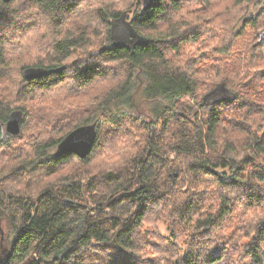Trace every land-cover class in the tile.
<instances>
[{"label":"trees","instance_id":"1","mask_svg":"<svg viewBox=\"0 0 264 264\" xmlns=\"http://www.w3.org/2000/svg\"><path fill=\"white\" fill-rule=\"evenodd\" d=\"M253 1L0 0L3 264H264V0L234 33ZM132 9L134 52L111 32ZM17 16L35 26L11 43ZM230 82L234 99L205 105ZM135 89L153 117L112 114ZM16 111L22 133L5 139ZM94 122L86 158L56 154Z\"/></svg>","mask_w":264,"mask_h":264},{"label":"rangeland","instance_id":"2","mask_svg":"<svg viewBox=\"0 0 264 264\" xmlns=\"http://www.w3.org/2000/svg\"><path fill=\"white\" fill-rule=\"evenodd\" d=\"M236 2V0H227V2L225 3V5L220 6V9H223L224 6H228L233 5ZM22 2L21 5L19 7H22ZM26 5H30V4H26ZM24 6L25 8L27 6ZM263 5H261L259 0H254L253 2H251L249 4V8L246 12H239V13H235L237 14V25L235 26V30L234 33H237L238 31H240V28L244 26V23L249 20V18L251 17V15H255L256 13L259 14V12L262 10ZM27 9L32 10V7L30 5V7H28ZM125 14H127V17L125 18L126 22L131 23L132 19L134 18V9L125 12ZM19 17V20L22 22V27L19 30L13 31V30H9L11 32H13L10 36H6L8 37V39H10L9 42H14L15 39H18V36L20 35H25L26 33L28 34L27 31H30V29H33V24H31V21H25L23 20V18L21 16H17ZM35 19V17H34ZM41 21L44 23V25H46L51 31L55 30V25L53 24H49L48 20L44 19V18H40ZM18 21H16V25L20 26L21 23ZM119 20V19H118ZM118 20H115L113 23L117 22ZM225 20V19H224ZM224 20L219 22V19L215 22L217 25H223ZM112 23V24H113ZM121 24H118L116 26L117 29H114V36L120 38L122 37V35H120L119 30L123 33L125 31V23L124 22H119ZM28 26V28H27ZM26 27V28H25ZM111 29H112V25H111ZM8 30H6L8 32ZM112 32V31H111ZM260 42L264 41V31L260 32ZM29 36V34H28ZM123 39H126V36L124 35L122 37ZM52 36L51 34H48L47 37H43L42 41H41V45H47L51 42ZM237 83V82H236ZM238 85V84H237ZM237 91H240V89L235 85V83H227L225 85V87H220L217 90H215L214 92H212V94H210L209 96L206 97V102L205 105L209 104V105H213L215 102H218L220 100H230V99H234L235 97V93H237ZM129 97H131V99L133 98L134 100V104L132 106L127 105L128 100H125L124 102H120L118 104H115L113 106H111V113L114 115H119V114H123V113H131V114H135V115H139V112H144L143 114H148L151 117H153L152 114V109L149 108L146 103H144L143 101L145 100V96L143 95V90L142 89H138V90H132L131 94L129 95ZM187 102H189L191 105L194 106L195 110H200L199 106L197 105V103L195 102V100L191 99V98H187L186 99ZM186 113L188 114H192L193 113V109L186 107L184 110ZM181 109H176L175 108V113H180ZM147 121L150 120V118H146ZM83 126V125H82ZM155 125H152L151 128L154 129ZM9 140V139H8ZM158 229L159 231H161L162 234L164 235H169V228L165 223H159L158 225Z\"/></svg>","mask_w":264,"mask_h":264},{"label":"water","instance_id":"3","mask_svg":"<svg viewBox=\"0 0 264 264\" xmlns=\"http://www.w3.org/2000/svg\"><path fill=\"white\" fill-rule=\"evenodd\" d=\"M9 2L11 0H5ZM155 0H142L143 11L147 12L153 6ZM127 14H123L117 22H124L127 28V38L129 42L123 44L114 36V29L112 28V36L116 46L125 47L134 52L137 45L146 44L147 39L140 36L133 28L132 24L125 21ZM76 64V62H74ZM65 67L57 68H42L31 67L24 71V78L26 80L45 78L49 75L61 73ZM25 115L21 111L13 112L5 124V135L19 137L22 133L23 122ZM98 136V122L83 125L69 133L58 146L56 150L57 155L76 154L81 158H86L92 151V148ZM4 258H0V264H3Z\"/></svg>","mask_w":264,"mask_h":264},{"label":"flooded vegetation","instance_id":"4","mask_svg":"<svg viewBox=\"0 0 264 264\" xmlns=\"http://www.w3.org/2000/svg\"><path fill=\"white\" fill-rule=\"evenodd\" d=\"M118 24H121V23H119V22H115V23H113V24H112V28H113V29H117L116 27H118V26H116V25H118ZM124 26H125V25H124ZM125 28H126V26H125ZM119 33H120V35H122V37L125 35V36H126V39H123L122 37H120V38L117 37V39H119V41H120L121 43H123V44L128 43V42H129V39L127 38V28L125 29V31H124L123 33L119 30ZM90 124H91V123H90ZM8 137H10V136H6V135H4V138H5V139L8 138Z\"/></svg>","mask_w":264,"mask_h":264}]
</instances>
